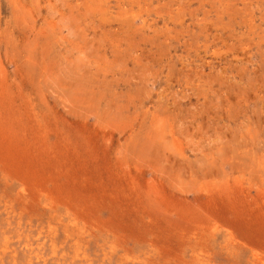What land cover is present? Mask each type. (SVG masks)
Instances as JSON below:
<instances>
[{"label":"rangeland","instance_id":"rangeland-1","mask_svg":"<svg viewBox=\"0 0 264 264\" xmlns=\"http://www.w3.org/2000/svg\"><path fill=\"white\" fill-rule=\"evenodd\" d=\"M0 264H264V0H0Z\"/></svg>","mask_w":264,"mask_h":264}]
</instances>
